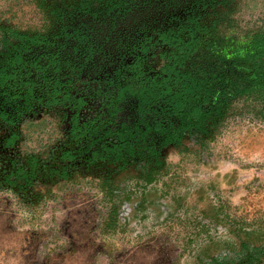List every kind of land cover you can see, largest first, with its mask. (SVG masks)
<instances>
[{
  "label": "rangeland",
  "instance_id": "rangeland-1",
  "mask_svg": "<svg viewBox=\"0 0 264 264\" xmlns=\"http://www.w3.org/2000/svg\"><path fill=\"white\" fill-rule=\"evenodd\" d=\"M79 1L0 0V27L48 34L52 12ZM216 2L205 19L217 24L215 52L201 53L212 66L264 31V0ZM232 108L211 134L185 138L150 164L119 170L83 158L66 180L38 177L27 188L18 181L23 189L2 183L0 264H208L242 244L264 246V107ZM67 127L60 109H41L18 126L16 147L4 150L9 130L0 125V180L17 154L44 159Z\"/></svg>",
  "mask_w": 264,
  "mask_h": 264
},
{
  "label": "trees",
  "instance_id": "trees-1",
  "mask_svg": "<svg viewBox=\"0 0 264 264\" xmlns=\"http://www.w3.org/2000/svg\"><path fill=\"white\" fill-rule=\"evenodd\" d=\"M216 0H80L56 8L51 33L0 27L1 147L20 141L18 126L42 110L60 109L63 140L43 159L24 153L1 167L7 186L66 180L79 159L123 170L157 161L185 138L211 134L234 103L264 107V31L212 66ZM210 39L206 40V39ZM157 69L149 60L155 56ZM22 187H18L23 189ZM264 246L242 244L231 258L208 264H259Z\"/></svg>",
  "mask_w": 264,
  "mask_h": 264
}]
</instances>
